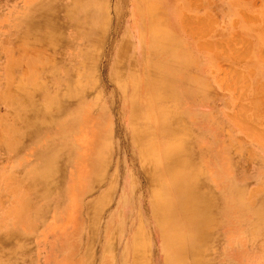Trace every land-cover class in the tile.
Listing matches in <instances>:
<instances>
[{"label":"rangeland","instance_id":"obj_1","mask_svg":"<svg viewBox=\"0 0 264 264\" xmlns=\"http://www.w3.org/2000/svg\"><path fill=\"white\" fill-rule=\"evenodd\" d=\"M262 209L264 0H0V264H264Z\"/></svg>","mask_w":264,"mask_h":264},{"label":"bare ground","instance_id":"obj_2","mask_svg":"<svg viewBox=\"0 0 264 264\" xmlns=\"http://www.w3.org/2000/svg\"><path fill=\"white\" fill-rule=\"evenodd\" d=\"M142 31V30H141ZM140 31V32H141ZM143 34V32H142ZM83 36V35H82ZM85 36V35H84ZM66 37V36H65ZM141 37V36H139ZM142 38V37H141ZM166 84V83H165ZM163 85V84H162ZM170 85V84H169ZM172 85V84H171ZM165 86V85H164ZM173 86V85H172ZM166 88V87H165ZM164 88V89H165ZM160 90V89H159ZM161 92H164L161 90ZM160 92V93H161ZM157 93V92H156ZM159 93V91H158ZM159 93V94H160ZM157 94V96L159 95ZM165 95V92L163 93ZM177 94H174L173 96H175ZM162 96V94H161ZM176 97V96H175ZM169 98V97H167ZM174 98V97H173ZM177 98V97H176ZM67 100V99H66ZM83 122V121H82ZM85 124L88 121V117H86V120L84 121ZM99 122V121H98ZM168 126V125H167ZM166 127V126H165ZM173 128V127H172ZM171 129V128H170ZM92 130V129H91ZM93 130L95 131V134L93 137H97V135L99 134V128L98 126L94 127ZM92 130V132H93ZM165 130V128H164ZM87 131V130H86ZM168 132V131H167ZM93 135V133H92ZM92 135L90 137H92ZM84 137L86 138V143L82 145V141L81 140H78L77 141V146L81 149V147H86L89 148V145H90V137L88 135H85V131H82L80 130L79 132V139H84ZM75 142V141H74ZM76 147V145H75ZM84 147V148H85ZM78 149V148H76ZM76 154H77V162L75 164V166L80 169L79 167H83V170H85L87 166V161H88V154L90 153L89 151L84 155V156H81L80 155V152H79V149L75 151ZM41 154V152H40ZM51 157V156H50ZM75 157V156H74ZM72 158V156H71ZM74 159V158H73ZM52 160V158L50 159ZM72 160V159H71ZM70 160V161H71ZM171 160V159H170ZM179 162V160H177ZM72 162V161H71ZM74 162V160H73ZM74 164V163H73ZM180 164V162H179ZM180 166V165H179ZM74 167V166H73ZM157 172V171H156ZM159 172V170H158ZM188 173V171H187ZM160 175V174H159ZM183 175V174H182ZM188 176V174H187ZM156 177V176H155ZM159 178V177H158ZM161 178V177H160ZM179 179V178H177ZM177 179L173 180L174 181V190H176V196H177V199L174 200L173 202V207L175 209L177 208H180L182 210V214L184 216V220L186 221V225H187V229H188V234L191 235L192 237V249L193 247H195L196 243L199 242L201 239H203L204 236H206L207 234V230H206V227L208 225H215L217 223V220L216 218L212 215V211L216 208V205L214 204V201L209 199V198H204L205 197V194L203 195L202 193H204L202 190L198 189L197 185L195 184V181H190V182H187L186 180H184L183 182L182 181H178L177 182ZM180 180H183V179H180ZM162 183V182H161ZM173 183V182H172ZM160 184V182H159ZM163 184V183H162ZM160 184V185H162ZM166 186V185H165ZM203 186V185H202ZM166 188V187H165ZM167 189V188H166ZM162 191V189H161ZM207 191V190H206ZM162 195L164 196V193L162 192ZM169 195V194H168ZM207 195V194H206ZM215 195V194H214ZM208 196V195H207ZM216 197V196H214ZM70 198V197H69ZM216 199V198H215ZM170 200V198H169ZM176 201V202H175ZM216 201V200H215ZM163 203V202H162ZM78 205L79 203H75L72 205V207L70 206L69 209H68V212L71 210L74 211H77L78 210ZM162 205V204H161ZM230 205V204H228ZM226 206L225 207V210L229 211V206ZM231 209L230 210H238L239 213H242L244 211L242 210H245V207L244 206H240V204H236V205H230ZM170 208V207H169ZM241 209V210H240ZM168 211L170 212V210L168 209ZM67 212V210H66ZM167 212V211H166ZM171 213V212H170ZM256 213V212H255ZM264 213V210H260V212H258V214L256 213L257 215V219H259L261 217V215ZM165 214H168V215H165L164 216V219L163 221L161 222V226H162V229H161V236H165V230L166 228H170V229H173L175 230V225H174V222L175 219L172 218V216L169 214V213H165ZM229 214V213H228ZM261 214V215H260ZM167 218V219H165ZM260 220V219H259ZM173 222V224H172ZM78 225V222L76 221V224H74V229L77 230ZM72 233H74L73 231H71ZM139 237L140 233H138ZM178 236V235H177ZM185 236L181 235L180 237V240H183ZM65 239V237H63ZM176 240H177V237H175ZM203 241V240H202ZM164 242V241H163ZM206 243V242H205ZM199 245V244H198ZM200 253V252H199ZM58 261H61L62 264H68L69 262L71 261H76V260H73L70 259V260H65L63 258V254L62 256L59 258V260H57L56 262L58 263ZM69 264H74V263H69Z\"/></svg>","mask_w":264,"mask_h":264},{"label":"crops","instance_id":"obj_3","mask_svg":"<svg viewBox=\"0 0 264 264\" xmlns=\"http://www.w3.org/2000/svg\"><path fill=\"white\" fill-rule=\"evenodd\" d=\"M25 167H31V165H26Z\"/></svg>","mask_w":264,"mask_h":264}]
</instances>
